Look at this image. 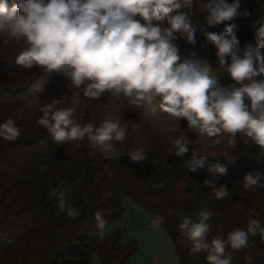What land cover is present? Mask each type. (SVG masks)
Returning <instances> with one entry per match:
<instances>
[{"label":"clouds","instance_id":"9594fccd","mask_svg":"<svg viewBox=\"0 0 264 264\" xmlns=\"http://www.w3.org/2000/svg\"><path fill=\"white\" fill-rule=\"evenodd\" d=\"M193 0H7L0 3V36L7 40L23 41L25 49L16 57V63L25 69L42 67L56 71L68 83L65 87H82L88 100H98L108 92L113 101L122 98L139 106L141 101L158 100L159 108L168 115L183 119L189 129H198L219 144L223 134H228V144L234 147L236 137L242 134L247 143L253 141L264 157V21L253 22L257 45L245 43L242 55L238 54V26L234 18L240 0H207L204 23L191 21ZM245 16L248 13H243ZM139 16L140 20L135 19ZM167 24L161 28L159 23ZM220 31L209 28L221 26ZM197 32L205 44L215 46L216 63L226 66L227 73L238 87H224L212 74V66L194 53L182 58L173 41L185 38L197 44ZM203 46V45H202ZM226 58H230L226 59ZM247 81V83H245ZM245 99L249 101L245 103ZM53 98L39 108L38 124L51 132L57 142L81 141L85 138L111 158L121 152L115 142L127 140L128 125L119 118L103 121L99 127L94 122L81 124L71 119L72 108L59 106ZM20 136V128L11 118L0 123V138L13 141ZM186 136L176 138L169 154L183 157L189 152ZM132 161H144L147 149L137 148L128 153ZM192 149L187 161L189 171L203 166L204 157L197 158ZM235 163L236 157H225ZM216 172L226 173L219 161L213 166ZM264 176L249 172L243 177L245 188L264 187L259 183ZM213 189L216 199L229 196L226 186L215 187V181H205ZM56 196V192H52ZM58 207L63 211L61 199ZM78 213L69 207L67 215ZM99 220V213H94ZM213 213L207 208L198 213V220L184 216L179 228L191 241L193 253L206 252L208 264H232L233 252L254 246L249 236L259 234L264 238V225L260 219H249L246 229L236 228L227 239L219 236L206 240L210 232L208 221ZM161 217L153 219L150 227L159 230ZM104 228L103 222L99 224ZM103 237V231L100 232ZM248 264L251 257L246 256Z\"/></svg>","mask_w":264,"mask_h":264},{"label":"rangeland","instance_id":"374dc122","mask_svg":"<svg viewBox=\"0 0 264 264\" xmlns=\"http://www.w3.org/2000/svg\"><path fill=\"white\" fill-rule=\"evenodd\" d=\"M206 1L193 0L191 21L194 24L204 23V19H195V9ZM226 2L231 3V0ZM258 10L264 13V0ZM238 11L241 14L233 21L238 31L251 27L254 22L251 14L247 12L245 16L241 8ZM135 19L143 23L138 15ZM153 23H159L161 28L167 27L165 23ZM221 28L222 25L208 30L220 31ZM177 37L173 43L180 54V49L188 42L178 34ZM196 38L197 41L204 39L199 32ZM5 40L0 36V123L13 119L20 128V136L13 141L0 138V264H48L49 253L59 238L65 233L72 237L84 228L88 230L87 217L79 213L87 202H92V208L94 200L114 192L115 185L142 191L148 182L146 178H135L121 169L116 158L93 147L87 138L64 141L61 151L64 158H58L56 152L61 142L38 124L40 106L53 98L62 102L59 106L72 108L70 118L78 123L94 122L99 127L103 121L117 118L126 123L127 140L123 144L114 141L117 149L131 152L146 148L147 158L142 162L156 165L160 172L169 169L174 187L179 186L187 175L192 174L195 179L197 169L189 171L187 168L192 149L198 151L197 158L203 154L220 162H228L225 157L239 158V134L234 147L229 146L226 133L216 144L215 137H208L198 129L182 128L177 118L159 108L158 100L151 103L141 101L135 106L126 98L113 101L108 92L98 100H88L82 94L83 85L81 88L65 87L68 81L56 71L42 67L25 69L18 65L16 57L26 45L23 41ZM249 43L256 47L255 32ZM212 70L216 77L225 74L218 65L212 66ZM180 135L191 142L189 152L182 158L169 154L173 141ZM179 165L184 167L185 173H180L182 176L178 174ZM207 170L209 174L205 181H216L212 175L213 166L209 164ZM52 192L57 195L53 196ZM169 193L168 201L174 208L179 195ZM76 198H81L78 206L73 203ZM61 199L65 205L63 211L58 207ZM119 199L120 215L107 222L102 231H119L121 241L126 236L136 239V249L129 257L130 264H179L170 235L161 226L159 230L150 227L147 209L128 192H121ZM69 207L78 213L75 217L67 215ZM88 264H99L95 247L90 251Z\"/></svg>","mask_w":264,"mask_h":264},{"label":"trees","instance_id":"16d2710c","mask_svg":"<svg viewBox=\"0 0 264 264\" xmlns=\"http://www.w3.org/2000/svg\"><path fill=\"white\" fill-rule=\"evenodd\" d=\"M261 1L240 0L239 8L251 14L252 20L257 22L256 27H259V22L264 21V13L258 10ZM2 2L4 0H0V3ZM7 6L9 9L12 7V0H7ZM195 11L197 21L205 18L203 5L196 7ZM254 32L255 29L252 26L237 31L236 34L240 42L239 55H242L244 44L249 43ZM216 51L217 49L213 45L205 44L204 39H199L196 45L185 44L180 49V56L186 58L189 54L194 53L196 58L207 60L211 66L218 65L219 69L225 72V74L218 75L219 84L224 87H238L239 85L227 73L226 66L221 67L216 63ZM261 51L264 54V50ZM226 59L230 60V58ZM254 79L258 81L264 77L257 76ZM245 103L248 104L249 101L245 99ZM178 123L182 128L188 129L185 120L178 119ZM238 144L237 155L239 158L235 163L220 162L212 156L203 154V166L197 168L195 179L191 177L192 174L187 175L179 186L175 187L171 184L172 178H170L171 171L169 169L160 172L156 165L132 161L128 155L129 151H120L121 155L118 159L116 158L118 165L135 178H146L148 182L143 187L144 190H128L115 185V191L101 199L96 198L92 208L90 207L92 202H87L82 208V212H78L87 217L88 230L84 228L81 232L73 234L72 237L65 233L62 238H59L49 253L51 256L48 264H88L90 251L94 247L99 256V264H130L129 257L136 249L134 237L126 236L125 240L121 241L119 231L115 230L110 233L103 232V237L100 236L102 229L99 224L103 222L105 225L121 213L122 206L119 199L121 192H128L134 200L147 209L149 224L157 217L162 218L163 223L160 226L170 235L179 264H208L207 253H193L191 241L179 228L184 216H191L196 221L201 209L207 208L213 213L212 218L208 221L210 232L206 235V240L209 242L217 236L226 240L228 233L236 228L246 229L249 219H260L261 224L264 225V187L253 186L246 189L243 180L245 174L249 172H260L264 176V157L259 158L262 149L251 140L245 143L242 134H239ZM62 148L63 142L59 143L56 152V156L61 159L64 158L61 154ZM218 161L226 168V173L220 174L213 167L212 175L217 179L215 187L224 185L229 190V196L222 200L216 199L212 192L213 189L204 184L209 174L208 165L214 166ZM183 168L179 165L178 174L185 173ZM259 183L264 184V179ZM170 191L180 196L176 203L174 202L176 204L174 208L168 201L171 195ZM80 202L81 198H76L73 203L78 206ZM94 213H99V220ZM58 219L60 221L61 218L58 216ZM88 231L90 233L87 234ZM249 239L254 242V246L238 251L232 250L230 247L226 248V252H233L232 264H248L246 256L251 257L250 264H264V238L257 234L250 235Z\"/></svg>","mask_w":264,"mask_h":264}]
</instances>
